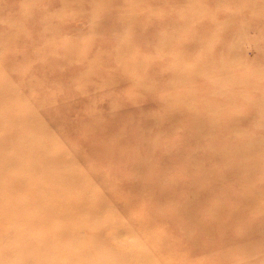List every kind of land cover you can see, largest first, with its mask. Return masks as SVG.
<instances>
[{"label":"rangeland","instance_id":"1","mask_svg":"<svg viewBox=\"0 0 264 264\" xmlns=\"http://www.w3.org/2000/svg\"><path fill=\"white\" fill-rule=\"evenodd\" d=\"M15 230L28 261L264 264V0H0Z\"/></svg>","mask_w":264,"mask_h":264},{"label":"bare ground","instance_id":"2","mask_svg":"<svg viewBox=\"0 0 264 264\" xmlns=\"http://www.w3.org/2000/svg\"><path fill=\"white\" fill-rule=\"evenodd\" d=\"M19 149V148H18ZM30 149V148H29ZM21 152V151H20ZM2 166V165H1ZM35 166V164H34ZM23 174L25 172V167L23 169H21ZM2 180V179H1ZM3 183V182H2ZM23 184L25 185H28L29 184V181H28V178L27 176L24 177L23 179ZM3 186V185H2ZM7 236V235H6ZM14 236L16 238L17 241H13L10 245L6 246V247H2L0 246V258H8L11 254H13L14 252L17 251V247H20L22 246L21 245V240L23 238V232L20 231V230H15L14 231ZM23 247V246H22ZM6 248V249H5ZM27 247H23L21 248V253L18 252V255L17 256H22L23 257V264H71V263H66L65 262H60V261H55V260H52L51 258H45L43 260H39L38 259V255H36V258L37 260L35 261H28L27 260V255H28V252L29 253H33V254H38V252L36 250H27L26 249ZM23 249V250H22ZM17 254V253H16ZM20 254V255H19ZM15 256V255H14ZM13 256V257H14ZM56 262V263H55ZM93 264H115L114 261H109V260H104V261H97ZM122 264H126V263H122Z\"/></svg>","mask_w":264,"mask_h":264}]
</instances>
